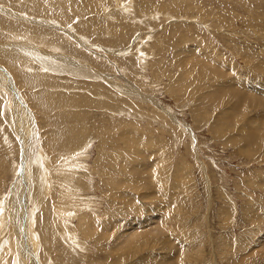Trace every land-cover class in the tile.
<instances>
[{
    "label": "rangeland",
    "instance_id": "1",
    "mask_svg": "<svg viewBox=\"0 0 264 264\" xmlns=\"http://www.w3.org/2000/svg\"><path fill=\"white\" fill-rule=\"evenodd\" d=\"M0 23L56 54L0 57V264H264V107L216 92L264 93V0H0Z\"/></svg>",
    "mask_w": 264,
    "mask_h": 264
},
{
    "label": "bare ground",
    "instance_id": "2",
    "mask_svg": "<svg viewBox=\"0 0 264 264\" xmlns=\"http://www.w3.org/2000/svg\"><path fill=\"white\" fill-rule=\"evenodd\" d=\"M11 1V0H10ZM33 4V3H32ZM6 5V4H5ZM65 6H66V4H64ZM30 7H33V5L32 6H30ZM40 8V7H39ZM39 8H37V10L39 11ZM87 8V7H86ZM5 9V8H4ZM34 10H35V8H34ZM45 11L47 10V9H44ZM77 10V9H76ZM87 10V9H86ZM7 11V10H6ZM42 12V11H41ZM85 12V11H84ZM8 13V12H7ZM46 14H48V13H46ZM19 18V17H18ZM24 18H26V17H24ZM23 19V18H22ZM28 19V18H27ZM59 19V18H58ZM29 21H32L31 19H28ZM40 21H42V20H40ZM48 22V21H47ZM35 23V22H34ZM38 23V22H37ZM3 25V24H2ZM1 25V23H0V26H2ZM52 25H54V24H52ZM4 26V25H3ZM19 26V25H18ZM22 26V25H21ZM48 26H50V25H48ZM6 27V26H5ZM13 29H16V31H18L19 32V30H20V28L18 29L17 27H12ZM31 28V27H30ZM6 29V28H5ZM7 29H8V26H7ZM12 29V30H13ZM32 29V28H31ZM63 30V29H62ZM55 31V30H54ZM65 31V30H64ZM3 32V31H2ZM22 32V31H21ZM56 32V31H55ZM68 33V32H67ZM23 34V33H22ZM21 35V34H20ZM24 35L26 36H28V38H31V39H33L32 38V35L29 33V32H26V33H24ZM19 35L17 34V40H21L22 39V37L21 36H19ZM72 37V36H71ZM126 37V36H125ZM121 38V37H120ZM76 39V38H75ZM116 39V38H115ZM39 40V39H38ZM48 40V39H47ZM15 42V41H14ZM13 43V42H12ZM16 43H17V41H16ZM19 43V42H18ZM22 43V42H21ZM44 43H46V42H44ZM8 45H11V44H8ZM6 46V45H4V44H0V46L2 47H0L1 49H3L4 51H6V52H2V53H0V57L1 58H3V59H9V60H11V61H14L15 62V64L16 63H18V65L15 67V68H17L18 70H20L21 72H22V70H21V68H23L22 67V64L19 62V60L20 59H23V57H22V55H25V57H26V55H27V57H29V56H34L33 58L34 59H32V62L33 63H36V62H38V63H40L41 64V60L40 59H48V57H51V59H48V61H49V64L48 65H44V68L46 67V69L48 68V70H50L51 72H55L56 71V64H53V57L56 55V54H54V53H45V52H43V50H39V48L38 47H36V46H34L32 43H29V42H23L22 44H21V46L22 47H25V48H29L30 50H32V52H30V54L28 53V52H26L24 49H21V47H20V54H21V58H19V56H20V54L18 53V52H16V54H18V55H16V56H14L15 54L13 53V51L9 48V46ZM18 46V45H17ZM12 49H13V47H12ZM16 50V49H15ZM45 51V50H44ZM15 52V51H14ZM23 53V54H22ZM60 57V55L58 54V58ZM62 57V56H61ZM63 57H65V56H63ZM15 58H19L18 60L17 59H15ZM60 59V58H59ZM58 59V60H59ZM61 59H63V58H61ZM64 60V59H63ZM71 60V62L70 63H73V60L72 59H70ZM219 60H221V59H219ZM43 61V60H42ZM66 61V60H65ZM60 62V61H59ZM58 62V63H59ZM209 63V62H208ZM221 67H223L224 65H226V62L225 61H221V63L219 64ZM43 66V65H42ZM41 66V67H42ZM215 66V65H214ZM40 67V68H41ZM79 67V66H78ZM92 67V66H91ZM31 68V67H30ZM86 68H88V67H86ZM90 68V67H89ZM16 69V70H17ZM45 69V70H46ZM91 69V68H90ZM15 70V69H14ZM31 70V69H30ZM43 70V68L41 69V71ZM47 70V71H48ZM92 70V69H91ZM32 71V70H31ZM18 72V71H17ZM224 72V71H223ZM31 73V72H30ZM225 73V72H224ZM214 73H213V71L211 72V75H213ZM223 74V73H222ZM4 75H6V74H4ZM8 75V74H7ZM17 75V74H16ZM225 77V76H224ZM11 77H9L8 78V80L6 81L5 79L3 80L2 78H0V80L1 81H3V83L6 85V82L7 83H9L10 85H7V86H9V87H12L11 85H12V83L14 82L13 80H11L10 79ZM102 79H105V77H102ZM241 80V79H240ZM219 83H220V86H221V88H219V89H216V92L217 93H219V96H217V98L220 100V104H222V102H223V100H224V93H230L232 96H234V97H237L236 99H235V101H233V104H235V105H237V106H244V105H256V106H258V107H264V93H262V92H256V91H254V90H252V87H247L248 89H250V91L249 92H245L246 90L245 89H247V88H245V87H243V85L241 84V81H237L236 80V82H235V86H236V89H233L232 87H224V83H223V80L222 81H220L219 80ZM238 84V85H237ZM18 88V87H17ZM235 91V92H234ZM13 92V91H12ZM14 93V92H13ZM243 94V95H242ZM16 95H19V94H17V92H16ZM242 95V96H241ZM244 95H245V97H244ZM16 97V96H15ZM210 97H213V96H210ZM16 103H17V101H16ZM14 107H16V108H18V110L16 109V110H14V116H17V118H19V120H18V122H19V124L21 125V124H23L22 125V132L21 133H19V134H21L23 137H25L26 136V131L29 129L30 131H32L30 128H28L27 127V122H26V120H27V116L24 114V112L25 111H23L22 109L20 110L19 108H20V106H17L16 104L14 105ZM29 120V119H28ZM27 120V121H28ZM18 129V128H17ZM33 132V131H32ZM32 132H30V133H32ZM29 134V133H28ZM33 135V134H32ZM253 138V137H252ZM255 140L257 141V143L260 141V138L259 137H256L255 138ZM249 141H251V139L249 140ZM249 141H246V142H249ZM65 142V141H64ZM67 142V141H66ZM245 142V143H246ZM71 143H74V142H70V143H67V144H71ZM61 144V143H60ZM64 145H66V143L64 144ZM81 153V152H80ZM53 172V171H52ZM63 172V171H62ZM62 174V173H61ZM77 175V174H76ZM55 177H57V176H55ZM60 177V176H59ZM58 177V178H59ZM65 180V179H64ZM34 185V184H33ZM63 186V185H62ZM34 188V187H33ZM35 191V190H34ZM38 191V190H37ZM39 192V191H38ZM52 197V196H51ZM40 198H41V196H40ZM46 202V201H45ZM6 209V208H5ZM1 214H2V208H1V210H0V224L3 222V215H4V213H3V215L1 216ZM26 238V237H25ZM263 239V238H262ZM24 245H25V247L26 248H28V251H32V244H29V242L27 241V240H25L24 241V243H23ZM33 253H34V263L36 264V262H37V255L35 254V251H33ZM30 264V263H29ZM31 264H32V262H31Z\"/></svg>",
    "mask_w": 264,
    "mask_h": 264
}]
</instances>
